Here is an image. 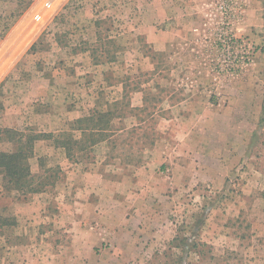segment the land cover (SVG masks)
<instances>
[{
	"label": "rangeland",
	"instance_id": "1",
	"mask_svg": "<svg viewBox=\"0 0 264 264\" xmlns=\"http://www.w3.org/2000/svg\"><path fill=\"white\" fill-rule=\"evenodd\" d=\"M229 1L0 0V45L27 52L14 82L52 69L93 76L70 65L83 50L113 62L104 77L124 88L113 145L77 153L78 172L59 153L46 166L61 179L27 199L0 175V210L17 221L0 231V264H264V0H238L233 30L254 57L234 77L215 66ZM14 84L0 91V130L40 134L13 121ZM138 89L140 111L127 105ZM108 103L100 95L90 113Z\"/></svg>",
	"mask_w": 264,
	"mask_h": 264
},
{
	"label": "crops",
	"instance_id": "2",
	"mask_svg": "<svg viewBox=\"0 0 264 264\" xmlns=\"http://www.w3.org/2000/svg\"><path fill=\"white\" fill-rule=\"evenodd\" d=\"M89 53V51L76 50V63L71 61L70 65L77 70H84L88 73L92 71L93 73H95L93 76H91V74H88V76L76 75L75 77V73L73 70H70L72 72V75H69L68 73V75L66 76L64 74H61V76H57L60 73H57L52 69L48 73L36 72L37 76L31 74V76H28L27 79L24 77H20V81L14 82V80H12L13 78H10V74L18 66L19 62L24 57V55L27 54V52L22 55H20L19 53L15 54V49L10 48L7 42L3 41L0 45V55H2L3 57L2 61L0 62V87L3 84V87L1 89L5 90L6 84L12 85V83H15L13 86V90H15L16 93L14 94V91H10V95L13 94L12 98H14L15 103L12 104V107L18 108L20 112H15L17 114L13 116V121L16 120L15 122L17 123L19 122L20 124H24L27 127L30 126L38 133L52 134L53 136H57L58 134L68 130L71 123L89 115L90 110L97 107L100 95H106V101L110 104L113 102H120V100L123 99L124 96L123 85L116 81L109 82L107 81V78L104 77L107 69H110V67L114 63L107 62L105 65H96L94 64L93 58ZM81 56L84 57L86 61L82 62L80 58ZM99 72L100 77L98 75ZM91 77H93L92 81ZM88 78L90 79L88 81L91 82L85 84V80ZM61 82H63L64 84L60 87L59 84ZM39 83L44 84L40 86ZM18 84L21 85V88L23 89L19 90ZM74 84L77 85V90L73 88ZM100 84H104L103 91H106V94L104 92L101 94V88H99ZM133 96L136 97L138 101L136 102V104L131 101V109H137V111H140L144 106L146 99L144 98L143 93L140 89H138L136 93L133 94ZM76 98H81V100L79 102H76ZM87 98L90 99L89 102H87ZM107 98H109L110 100H108ZM38 100L43 102L45 105L41 103V105L35 104L36 102L32 103L33 101ZM21 108L22 110H20ZM101 109H107V104H105ZM119 120L124 119L114 118L111 123L112 127L114 124L116 125ZM114 132V135H116L117 130H115ZM113 137L114 136H112L111 138ZM110 139L97 144L96 147L110 148V146L113 145L112 142H110ZM59 153H63L66 157L64 149L56 148L54 138L40 139L36 141L34 145L33 158H36L37 160V172L39 171L40 159H45L49 162L55 159V157L58 156ZM33 158L30 159V165ZM106 159L107 156H104V159H101V161ZM66 161H68L69 166L72 167L73 172H78L80 165H82V163L70 162L67 157ZM91 172L92 171L89 172L90 175ZM44 194L45 193H41L39 195L42 196ZM0 196H2V194H0Z\"/></svg>",
	"mask_w": 264,
	"mask_h": 264
},
{
	"label": "trees",
	"instance_id": "3",
	"mask_svg": "<svg viewBox=\"0 0 264 264\" xmlns=\"http://www.w3.org/2000/svg\"><path fill=\"white\" fill-rule=\"evenodd\" d=\"M2 87L3 84L0 91ZM127 105L130 106V103ZM120 108L121 102L108 103L107 109H95L88 116L71 123L68 130L57 136L11 128L1 129L0 142L6 141L13 146L10 151H0V175L4 191L16 192L18 197L27 199L31 195L45 193L49 188H54L63 175V169L59 166L48 167L46 160L40 159V172L33 173L30 159L34 156L36 141L54 138L56 148L64 149L70 162L81 163L80 160H75L77 153L86 151L88 146L109 140L115 134L111 123L114 118L120 117ZM76 133H79L78 137ZM16 223L11 215L0 210L1 232L14 227Z\"/></svg>",
	"mask_w": 264,
	"mask_h": 264
},
{
	"label": "built area",
	"instance_id": "4",
	"mask_svg": "<svg viewBox=\"0 0 264 264\" xmlns=\"http://www.w3.org/2000/svg\"><path fill=\"white\" fill-rule=\"evenodd\" d=\"M53 3V2H52ZM46 2L45 8L52 5ZM225 20L218 28L217 50L215 66L218 73L227 76H239L248 69L254 57V48L246 37L234 33L233 23L244 15L243 4L238 0H230L222 5ZM36 18L40 19V16Z\"/></svg>",
	"mask_w": 264,
	"mask_h": 264
},
{
	"label": "bare ground",
	"instance_id": "5",
	"mask_svg": "<svg viewBox=\"0 0 264 264\" xmlns=\"http://www.w3.org/2000/svg\"><path fill=\"white\" fill-rule=\"evenodd\" d=\"M52 6H53V5H52ZM52 6H51V7H47L48 10H46L45 13H44V14H46L47 17H50V16L55 12V10H56V8H53ZM47 8H46V9H47ZM49 8H50V9H49Z\"/></svg>",
	"mask_w": 264,
	"mask_h": 264
}]
</instances>
